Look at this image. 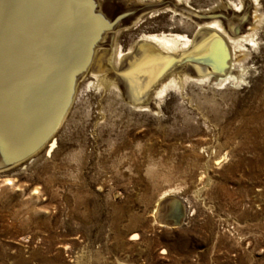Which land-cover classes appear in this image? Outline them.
Returning a JSON list of instances; mask_svg holds the SVG:
<instances>
[{
    "label": "rangeland",
    "instance_id": "rangeland-1",
    "mask_svg": "<svg viewBox=\"0 0 264 264\" xmlns=\"http://www.w3.org/2000/svg\"><path fill=\"white\" fill-rule=\"evenodd\" d=\"M186 3L211 10L239 0ZM257 3L254 40L238 57L224 36L237 85L189 78L151 109L136 106L121 80L119 88L97 82L86 69L51 142L0 171V264H264V0ZM143 13L117 32L111 60L141 34L194 33L191 19ZM163 194L180 203V224L155 220Z\"/></svg>",
    "mask_w": 264,
    "mask_h": 264
},
{
    "label": "bare ground",
    "instance_id": "bare-ground-1",
    "mask_svg": "<svg viewBox=\"0 0 264 264\" xmlns=\"http://www.w3.org/2000/svg\"><path fill=\"white\" fill-rule=\"evenodd\" d=\"M92 1L99 16L82 10L81 26L77 27L72 18L88 0H0V171L20 163L5 165L35 149L55 129L67 102L69 72L84 66V54L76 51L84 43L80 32L91 33L103 23L86 69H93L97 82L107 78L119 88L121 80L136 106L153 109L169 87L189 78L208 85L239 84L242 77L233 71L232 53L224 36L232 41L236 55L245 40H254L249 30L258 26L261 18L258 0H239L234 6L225 3L209 11L191 8L186 0ZM159 9L170 11V19L193 20L192 37L178 33L167 36L164 31L161 35L141 34L125 52L118 51L117 61L111 60L119 30L136 25L144 11ZM216 14L221 20L212 19ZM209 18L212 20L204 21ZM175 28L181 27L178 24ZM238 30L248 33L237 36ZM85 70L77 75L74 91ZM102 71H108V77ZM68 111L69 107L45 143L51 142ZM166 194L156 202L152 214L160 225L175 226L180 224L183 211L180 203ZM162 208H169L166 215Z\"/></svg>",
    "mask_w": 264,
    "mask_h": 264
},
{
    "label": "water",
    "instance_id": "water-1",
    "mask_svg": "<svg viewBox=\"0 0 264 264\" xmlns=\"http://www.w3.org/2000/svg\"><path fill=\"white\" fill-rule=\"evenodd\" d=\"M87 2V1H86ZM81 4V3H80ZM95 4H94V1L92 0H88V4L86 5V7L84 6H80L78 9V14H74V17L72 18V21H74V23L77 25V27H80L81 24H80V21L79 19H82V16H81V11L82 10H85L87 13H91L93 15V17L95 16L97 18V16H99V14L97 12H94V8H95ZM100 20V19H99ZM103 23H99L97 25V30H99V32L96 30H93L91 33L87 32L85 34H83V32H80V36H81V33H82V36H83V39H84V43L83 45H79L78 48H76V51L77 53H82L84 54V66H80L79 68H74L73 70H71L69 73L71 74L70 75V87L67 91V96L65 97V102H66V105L64 106L63 110L60 112V116L58 118V121H57V124H56V127L58 126L62 116L64 115V113L66 112L67 108L69 107L70 103H71V98H72V95L74 93V85H75V81H76V77L79 73H81L82 71H84L87 67V65L89 64L90 60H91V57H92V49L95 45V43L100 39V35L102 34V31H103V27L101 29H99L101 26H102ZM83 25L84 22H83ZM84 30V28H83ZM83 48L85 49L83 51ZM87 61V62H86ZM86 62V63H85ZM55 127V129H56ZM53 129V131L55 130ZM52 131V132H53ZM52 132L49 133L48 137H46L43 141H41L37 147L33 150H31L30 152H27L23 155H21L20 158H17L15 160H13L12 162H9L8 164H5V165H12V164H15L17 162H20L22 160H24L26 157L30 156L34 151H36L39 147H41L45 141L47 140V138H49V136L52 134Z\"/></svg>",
    "mask_w": 264,
    "mask_h": 264
}]
</instances>
